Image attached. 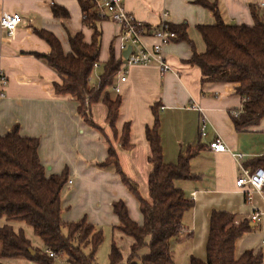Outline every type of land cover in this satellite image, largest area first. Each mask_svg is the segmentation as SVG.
Instances as JSON below:
<instances>
[{
	"label": "crops",
	"instance_id": "crops-1",
	"mask_svg": "<svg viewBox=\"0 0 264 264\" xmlns=\"http://www.w3.org/2000/svg\"><path fill=\"white\" fill-rule=\"evenodd\" d=\"M201 2L216 6L227 25L252 26V7L264 18L260 0H125V8L149 29L144 39L149 48L158 42L152 30L166 21L171 26L187 25L195 51L202 54L206 46L198 27L215 26L217 19ZM55 5L66 9L69 17L56 18ZM15 13L21 16L22 22L13 35L0 26V68L8 77L5 97L0 101V136L18 126L23 137L39 140V157L48 177L68 171L69 180L62 192L64 222L86 220L101 229L102 245L109 242V254L114 244L124 261L127 260L133 240L115 232L120 221L113 206L124 201L131 219L142 226L145 221L140 202L114 167L100 165L108 159L110 143L117 152L123 174L133 181L139 197L151 203L149 179L153 165L149 159L152 146L147 139V129L155 125L153 109L157 107L165 164H177L182 156L198 151L190 161L191 172L198 179L174 182L176 188L194 201V207L185 213L184 230L173 242V263L191 264L192 258L206 261L211 217L214 212L222 211L234 214L237 223L245 219L251 222V231L237 243L238 255L254 250L262 251L264 256V192L241 189L236 184L242 173L238 156L242 157V166L250 170L249 164L264 157V119L257 126L236 129L232 114L241 111L243 102L237 93L238 84H203L202 70L189 63L194 57L191 45L174 41L163 49V57L173 72L162 73L158 64L132 66L127 70L124 83L120 81L121 74H117L113 86L106 92L112 99L120 97L119 118L112 129L107 122L106 105L102 100L92 104L91 119L100 128L97 130L82 118L75 98L56 93L55 85L62 83L61 75L45 58L37 56L52 52L50 45L37 34L40 30L56 36L66 55L72 51L71 37L79 33L85 37V43H91L93 30L83 22L79 0H0V19ZM99 27L102 42L99 66L91 75L94 87L101 84V74L112 52L116 61L121 54L118 50L120 29L116 23L105 19ZM116 87L121 89L119 94L114 91ZM193 105L199 106L201 111ZM203 120L207 125V138L200 132ZM126 126L130 130V149L121 144ZM215 138L224 142L227 151L217 153L210 149L209 142ZM256 212L261 217L253 222L250 217ZM87 249L85 252L89 253ZM144 252L147 255L149 250L144 249Z\"/></svg>",
	"mask_w": 264,
	"mask_h": 264
},
{
	"label": "trees",
	"instance_id": "trees-1",
	"mask_svg": "<svg viewBox=\"0 0 264 264\" xmlns=\"http://www.w3.org/2000/svg\"><path fill=\"white\" fill-rule=\"evenodd\" d=\"M83 11L84 24L93 30L91 43H85L83 34L71 37V53L64 54L60 41L52 33L40 30L37 34L51 47L50 54L38 55L47 60L49 66L62 77V83L55 85L60 96H70L79 103V113L92 127L91 106L102 102L108 109L107 122L115 128L122 104L120 97L112 99L106 92L111 88L120 71L122 61H116L114 53L104 66L99 87L91 85V75L99 64L102 30L99 24L105 20L93 10L85 0H79ZM213 11L217 23L198 27L206 51L198 54L193 41L188 37L187 25L171 26L177 34L174 41L188 42L194 54L190 64L202 70V83H235L237 93L242 98L239 117L234 119L237 130L257 126L264 119V18L252 7L254 24L227 25L217 7L201 2ZM56 18H68L69 12L60 6H53ZM153 129H147V139L151 147L150 163L153 171L149 179L151 203L139 197L133 181L127 178L119 165L115 148L109 143V156L101 167H114L125 185L138 197L144 223H135L124 201L113 206L120 223L115 232L133 240L130 254L124 257L113 244L109 254V264H174L173 242L183 232V217L193 209L194 201L174 186L177 180L198 179L191 172L190 161L198 151L182 156L177 164H165L159 134L160 120L157 107ZM129 127L123 131L121 144L130 149ZM40 142L36 138L23 137L15 126L9 133L0 136V256L5 260L57 264L66 258L69 264H95L96 255L104 235L101 229L88 223L64 222L62 220V192L68 183V171L59 175H46V169L39 157ZM251 171L264 168V157L247 166ZM23 226L32 228L42 242V249L36 248L24 232ZM251 222L239 221L234 214L214 212L211 217L210 237L207 243V259L192 258L191 264H262V251L248 250L240 256L238 241L251 231ZM89 249V253L85 250ZM148 249L149 253L140 256ZM31 250L35 251V256ZM47 252L54 254L51 257ZM3 264V263H0Z\"/></svg>",
	"mask_w": 264,
	"mask_h": 264
},
{
	"label": "built area",
	"instance_id": "built-area-1",
	"mask_svg": "<svg viewBox=\"0 0 264 264\" xmlns=\"http://www.w3.org/2000/svg\"><path fill=\"white\" fill-rule=\"evenodd\" d=\"M89 2L101 17L111 20L116 23L119 27V45L118 50L120 54V60L122 61L120 67L122 83L127 81L126 73L128 68L132 66H150L158 64L162 73L173 72L171 66L164 59L163 49L174 42L177 34L172 30L171 25L168 22L162 23L156 30H152L153 38H156L158 42L152 47H148L144 43V39L148 37L149 29L144 24L139 23L125 8V0H85ZM260 7L264 8V1L260 0ZM167 15V14H166ZM22 22L21 16L17 13L4 15L0 19V26L8 34L13 33L18 29ZM150 32V31H149ZM130 55L125 57L124 54L129 50ZM99 65L96 64L95 68ZM8 86V77L5 72L0 68V101L5 97V91ZM116 93H120L119 87L114 88ZM193 108L200 110L201 108L197 105H193ZM235 118L239 117L240 112H233ZM201 136L207 138V125L203 120L200 128ZM210 149L214 152L221 153L227 151V146L224 142L215 138L209 142ZM239 165L241 167V175L237 180V187L250 188L259 193L264 192V168H258L255 171L246 169L242 166V157L238 156ZM248 200H251V193L248 194ZM260 213H254L250 217L251 221L256 222L260 219ZM264 245V240L262 242ZM51 257L54 256L52 252H47Z\"/></svg>",
	"mask_w": 264,
	"mask_h": 264
},
{
	"label": "rangeland",
	"instance_id": "rangeland-1",
	"mask_svg": "<svg viewBox=\"0 0 264 264\" xmlns=\"http://www.w3.org/2000/svg\"><path fill=\"white\" fill-rule=\"evenodd\" d=\"M3 224H4V222H0V226H2ZM23 227H24V232L26 233L27 237L31 240L32 244L36 248L42 249V242L34 234L32 228L29 227V226H23ZM108 246H109V242L108 241L106 242V244H103L101 246L100 251H98V254H97V264H109V252H108L109 247ZM87 252H88V249H87ZM147 252L148 251H146V253ZM144 254H145V252H144V250H142L140 252V256H145ZM0 263H3V264H28L27 262H23V261H19V260H17V261L5 260L1 256H0ZM57 263L58 264H69L67 262L66 258L58 259Z\"/></svg>",
	"mask_w": 264,
	"mask_h": 264
},
{
	"label": "water",
	"instance_id": "water-1",
	"mask_svg": "<svg viewBox=\"0 0 264 264\" xmlns=\"http://www.w3.org/2000/svg\"><path fill=\"white\" fill-rule=\"evenodd\" d=\"M130 51H131V49H129V50L124 54V56H125V57H128V55H130V54H129ZM31 253H32L33 256H35V254H36V252L33 251V250H31Z\"/></svg>",
	"mask_w": 264,
	"mask_h": 264
}]
</instances>
